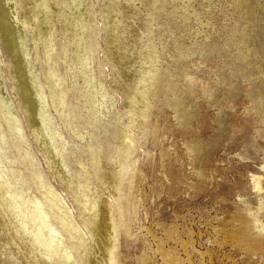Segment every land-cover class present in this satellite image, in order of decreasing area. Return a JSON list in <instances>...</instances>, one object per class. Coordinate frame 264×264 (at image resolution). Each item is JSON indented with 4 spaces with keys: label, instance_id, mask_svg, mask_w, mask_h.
I'll use <instances>...</instances> for the list:
<instances>
[{
    "label": "rangeland",
    "instance_id": "1",
    "mask_svg": "<svg viewBox=\"0 0 264 264\" xmlns=\"http://www.w3.org/2000/svg\"><path fill=\"white\" fill-rule=\"evenodd\" d=\"M111 227L114 264H264V0H0V264Z\"/></svg>",
    "mask_w": 264,
    "mask_h": 264
},
{
    "label": "bare ground",
    "instance_id": "2",
    "mask_svg": "<svg viewBox=\"0 0 264 264\" xmlns=\"http://www.w3.org/2000/svg\"><path fill=\"white\" fill-rule=\"evenodd\" d=\"M133 151V150H132ZM131 153V152H130ZM129 155V154H128ZM125 157V156H124ZM131 157V156H130ZM124 167V166H123ZM121 171H122V169H121ZM128 171H130L129 170V168H128ZM123 172V171H122ZM125 172V171H124ZM126 173V172H125ZM117 176V175H116ZM122 178V177H121ZM256 180V179H255ZM258 180V179H257ZM259 182H260V180H259ZM259 182L258 183H256L257 185V190H260V188H261V184L259 185ZM259 188V189H258ZM117 192V191H116ZM119 193V192H118ZM116 195V194H115ZM117 197V196H116ZM119 197V196H118ZM121 200V199H120ZM112 205V204H111ZM111 222V221H110ZM92 225H93V223H92ZM110 227V226H109ZM106 228V227H105ZM116 228V227H115ZM113 232H114V228L112 229V227L111 228H108L106 231H100V232H98V234H100V238L98 239V245H99V251L102 253V255L105 257V260L106 261H102V262H95V264H114L115 262V259H113L114 258V256H115V250H116V246L114 247L113 246V243H112V238H111V234H113ZM246 237V236H245ZM107 239V240H106ZM243 243V242H242ZM246 243L248 244V240L246 239ZM246 243H244L245 245H246ZM257 244V243H256ZM258 245V244H257ZM261 246H262V244H261ZM256 247V246H255ZM255 249V248H254ZM98 251V252H99ZM113 257V258H112ZM106 258H108V259H106ZM100 261V260H99ZM173 261H175V257H174V259L173 258H171L170 259V264H173L174 262ZM176 262V261H175Z\"/></svg>",
    "mask_w": 264,
    "mask_h": 264
}]
</instances>
